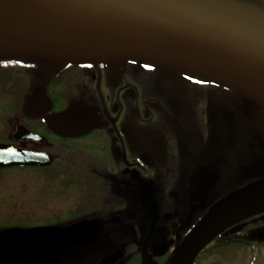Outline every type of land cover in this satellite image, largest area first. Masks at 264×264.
I'll use <instances>...</instances> for the list:
<instances>
[{"label": "flooded vegetation", "instance_id": "1", "mask_svg": "<svg viewBox=\"0 0 264 264\" xmlns=\"http://www.w3.org/2000/svg\"><path fill=\"white\" fill-rule=\"evenodd\" d=\"M46 66L0 62L22 79L0 77V145L44 163L0 166V264H169L212 205L264 178V109L235 91L133 60ZM67 110L65 134L48 128ZM213 242L264 247V212Z\"/></svg>", "mask_w": 264, "mask_h": 264}, {"label": "water", "instance_id": "2", "mask_svg": "<svg viewBox=\"0 0 264 264\" xmlns=\"http://www.w3.org/2000/svg\"><path fill=\"white\" fill-rule=\"evenodd\" d=\"M19 58L55 69L138 61L220 84L264 109V10L236 0H0V61ZM44 99L37 90L27 107L37 112ZM71 111L47 116L48 128L65 134ZM40 157L0 145V166L44 164ZM262 212L264 178L212 205L169 264H193L216 236ZM81 226L45 230L71 238Z\"/></svg>", "mask_w": 264, "mask_h": 264}, {"label": "rangeland", "instance_id": "3", "mask_svg": "<svg viewBox=\"0 0 264 264\" xmlns=\"http://www.w3.org/2000/svg\"><path fill=\"white\" fill-rule=\"evenodd\" d=\"M5 76L9 78V81L22 80L18 73L0 69V77ZM38 171V169L25 170V172L29 174H35ZM45 183L46 188H48L50 183L48 181ZM55 186L56 184L54 183L53 188ZM195 264H264V247L258 244L256 245L254 242H249L247 244L234 243L217 247L209 246L199 255Z\"/></svg>", "mask_w": 264, "mask_h": 264}]
</instances>
